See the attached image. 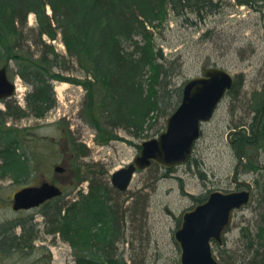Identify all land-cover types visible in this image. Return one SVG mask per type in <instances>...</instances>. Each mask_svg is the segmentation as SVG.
Masks as SVG:
<instances>
[{"label": "rangeland", "instance_id": "rangeland-1", "mask_svg": "<svg viewBox=\"0 0 264 264\" xmlns=\"http://www.w3.org/2000/svg\"><path fill=\"white\" fill-rule=\"evenodd\" d=\"M215 1L220 6L202 17L193 12L182 15L170 12L168 22L155 32V38L168 65H174L171 87L182 89L189 78L200 76L203 68L209 66L228 70L234 80H241L242 85L231 93L226 92L212 117L202 123L200 136L187 162L170 168L156 164L136 170L127 189L118 195L119 200H126L122 208L125 220L121 223L124 240L115 245V252L126 260V264H179L180 250L173 234L180 226L182 214L201 203L197 198H206L211 191L229 192L250 187L248 204L231 212L221 242H211L217 260L224 249L243 254L242 228L254 230L257 213L264 205L261 193L264 171L262 168L260 171L249 169L251 164L263 166V159L260 156L257 161L254 155L250 161L253 163L248 165L246 158L240 151L238 153L235 135L240 132L249 137L255 116L256 120L259 117L252 106L261 100L264 89L263 17L260 12L238 5L234 0ZM47 9L50 13L48 6ZM27 23L34 26V14L28 15ZM51 42L59 53H65L59 38ZM4 59L2 56L0 67L6 66L9 80L16 83L14 93L7 99L24 106L28 86L18 75L11 74L13 63ZM61 76L63 79L52 81L55 108L42 118L29 116L5 123V128H14L13 135H4L6 143L16 145L19 152L24 151L28 160L26 173L21 177H0V226L4 229L0 234L20 236L22 229L12 228L14 222H26L33 216L37 236L30 244L33 245L31 249H21L11 256L0 255V264H29L37 258L44 262L48 255L51 264H73L70 245L60 235L44 232L46 223L40 210L56 204L65 206L77 199L78 193L85 194L88 179L98 170H102L100 175L111 185L112 172L132 161L142 141L163 132L169 116L156 114L154 121H147L146 132L150 137L138 139L117 129L113 133L118 138L104 139L103 132L96 130L87 119L88 91L83 86L87 80L82 71L74 66ZM61 84L65 87L59 93L55 87ZM4 109V102H0V110ZM74 138L77 144H84L87 155L78 156L79 149L76 147L75 151L71 142ZM1 142V146L5 145ZM249 151L255 152L253 148ZM55 166L63 171H55ZM77 179L81 180L73 186ZM42 181L57 184L63 193L47 206L44 203L28 210L12 208L16 191L39 185ZM136 199L139 204L135 208L133 202ZM129 207L130 212L127 211ZM238 258L242 257L238 255Z\"/></svg>", "mask_w": 264, "mask_h": 264}, {"label": "trees", "instance_id": "trees-1", "mask_svg": "<svg viewBox=\"0 0 264 264\" xmlns=\"http://www.w3.org/2000/svg\"><path fill=\"white\" fill-rule=\"evenodd\" d=\"M234 1L260 12L264 29V0ZM219 6L215 0H0V59L3 56L5 62H12L11 74L18 75L28 86L24 106L6 99L5 109L0 110V142H5L0 145V177H21L26 173L28 160L24 151L6 143L4 135H13L14 128H5V123L29 116L42 118L55 108L52 81L63 79L62 73L74 66L87 80L83 84L88 91L87 119L103 132L104 139L118 138L113 133L117 129L138 139L150 137L147 121H154L156 114L169 115L181 96L180 87H171L174 65H168L155 32L168 22L170 12H193L202 17ZM30 13L35 16L34 26L27 23ZM58 38L65 53H59L51 42ZM240 81L236 78L227 92L240 87ZM261 94V100L252 106L255 113H262L259 120L255 116L251 139L244 133L235 134L238 153L248 165L253 163L250 161L254 155L257 161L261 156L264 162V89ZM75 139L71 142L74 150L79 149L78 156L87 155L84 144H77ZM249 167L264 171V164ZM101 172H93L87 178L88 191L78 193L77 199L65 206L56 204L40 210L46 223L44 232L60 235L70 245L73 264H126L115 252V245L124 240L121 223L125 220L122 208L126 200L118 199L121 191L109 185ZM261 191L264 199V172ZM58 198L46 201L45 205ZM133 203L135 208L139 204L137 199ZM130 210L129 207L127 211ZM14 227H20L22 233L0 234V255L11 256L33 247L30 244L37 236L33 216L26 222H14ZM253 228H242L243 254L224 249L218 264H264V205L259 208ZM45 258L44 262L37 258L29 264H51L50 255Z\"/></svg>", "mask_w": 264, "mask_h": 264}, {"label": "water", "instance_id": "water-1", "mask_svg": "<svg viewBox=\"0 0 264 264\" xmlns=\"http://www.w3.org/2000/svg\"><path fill=\"white\" fill-rule=\"evenodd\" d=\"M233 83V74L217 66L204 67L200 76L189 78L182 86L178 105L166 118L163 132L142 141L132 161L112 172V186L124 191L134 172L145 169L151 163L170 168L187 162L200 136L202 123L212 117ZM14 89L15 84L9 80L6 66H1L0 100L10 97ZM54 170L62 172L63 168L55 166ZM61 194L58 185L42 181L39 185L25 186L16 191L12 208H35ZM250 195V187L229 192L211 191L203 202L185 211L180 226L173 234L180 250L179 264H218L211 242H221L231 212L248 204Z\"/></svg>", "mask_w": 264, "mask_h": 264}, {"label": "bare ground", "instance_id": "bare-ground-1", "mask_svg": "<svg viewBox=\"0 0 264 264\" xmlns=\"http://www.w3.org/2000/svg\"><path fill=\"white\" fill-rule=\"evenodd\" d=\"M64 87H65V85H64V84H61V85H58L57 87H55V89H56L57 92L60 93V92L64 89ZM9 120H10V119H9ZM9 120H8V121H9ZM8 124H9V123H8Z\"/></svg>", "mask_w": 264, "mask_h": 264}, {"label": "flooded vegetation", "instance_id": "flooded-vegetation-1", "mask_svg": "<svg viewBox=\"0 0 264 264\" xmlns=\"http://www.w3.org/2000/svg\"><path fill=\"white\" fill-rule=\"evenodd\" d=\"M4 101V100H3Z\"/></svg>", "mask_w": 264, "mask_h": 264}]
</instances>
